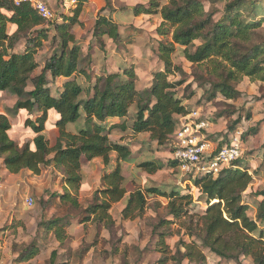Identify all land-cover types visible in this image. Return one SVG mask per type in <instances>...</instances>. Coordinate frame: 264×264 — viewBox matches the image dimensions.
<instances>
[{"label": "trees", "instance_id": "obj_1", "mask_svg": "<svg viewBox=\"0 0 264 264\" xmlns=\"http://www.w3.org/2000/svg\"><path fill=\"white\" fill-rule=\"evenodd\" d=\"M223 1V13L218 20L213 18L216 10L205 11L202 0H149L146 5L131 7L133 16L158 14L162 22L156 28L157 34L163 38L170 36L169 41L160 40L154 50L161 65L152 73L149 87L138 89L132 64L117 62V70L109 72L104 65L99 66L93 56L94 44L105 52L107 40L115 46L121 43L119 25L111 22L109 16L96 15L91 33L94 41L87 44L84 54V42L77 39L72 30L75 24L82 22L79 16L84 0H76L73 16L60 17L61 22L52 21L51 27L28 4L16 6L12 0H0V93L5 91L16 98L7 112H26L19 130H29L32 135L18 152L21 145L12 140V126L6 113L0 112V155L10 153L2 161L4 168L9 173L27 169L39 174L41 168L33 163L35 154L29 155L31 148L53 146L57 149L54 166L74 164L78 170V174L62 178L63 183L79 188L81 164L98 159L104 167L100 182L112 186L97 189L100 198L93 194L83 212L85 219L102 223L111 230L114 225L109 214L111 204L121 201L126 190L120 187L124 181L121 165L133 162L131 139L148 133L146 145L171 144L179 117L190 112L186 98L177 92L180 84L168 79L173 70H178L171 59L174 52L178 51L191 64L205 67V76L199 83L209 85L204 91L208 100L217 94L226 100H237L242 94L236 87L244 77L264 83V35L259 30L262 19L247 21L245 18L259 3ZM104 2L103 10L112 12L111 1ZM25 29L27 34L20 36ZM51 29L55 32L51 40L58 43V48L41 65L36 55ZM21 40L24 41L22 50L12 51ZM195 40L201 43L194 46L193 52L191 45ZM52 84L56 95L50 88ZM138 98L145 102L136 103L137 111L133 116L129 109ZM153 98L156 103L149 108ZM145 110L149 113L148 120L144 119ZM57 114L60 119L56 118ZM239 122L238 118L234 123ZM49 127L55 130L53 139L44 133ZM257 131V126L249 128L243 139L256 135ZM113 136L118 138L112 139ZM77 140L78 146L73 147ZM62 141H67L68 146L61 147ZM112 152L116 156H112ZM148 158L136 164L137 170L152 175L163 167L156 158ZM113 162L111 172L107 171ZM169 163L171 167H178L176 160ZM211 176L191 177L195 200L189 188L182 191L178 185L146 186L143 193L130 191L129 200L121 211L123 218L141 217L153 197L168 201L164 206L165 218H160L152 230L159 237L157 249L161 256L157 264H182L184 260L190 264H207L203 248L233 264H243L244 258L249 259V264H264V189L252 185L254 179L264 178L261 165L254 167L251 158L242 156L222 169L215 179ZM70 198L71 193L66 190L60 195L61 200ZM134 201L140 207L135 214ZM194 201L204 202L200 214L189 208ZM70 203L79 206L76 198ZM153 205L161 207L158 201ZM251 209H255L253 217L248 215ZM177 222L190 241L179 239L175 251L171 252L165 237L172 234L170 225ZM68 225L69 220L64 217L46 221L42 226L53 231L62 244L67 239ZM39 251L32 243L19 253L17 260L27 262ZM54 256L52 252L51 258Z\"/></svg>", "mask_w": 264, "mask_h": 264}, {"label": "rangeland", "instance_id": "obj_2", "mask_svg": "<svg viewBox=\"0 0 264 264\" xmlns=\"http://www.w3.org/2000/svg\"><path fill=\"white\" fill-rule=\"evenodd\" d=\"M110 1L113 11L109 12L107 10L109 15L117 17L122 40L117 46L111 40H107L105 52L99 48L98 44H94L93 50L95 53L93 56L96 58L97 64L99 66L104 65L109 72L117 70V62L132 64L137 74L136 87L143 89L146 84H150L152 73L161 65L154 53L158 42L160 40L169 41L170 36L163 38L157 34L156 28L162 22L158 14L132 15V6L144 4L139 2V0L131 7L127 3L120 4L119 7H113L114 0ZM250 1H256L259 5L256 6L251 15H246L245 18L247 21L262 19L259 30L264 35V0ZM202 2L207 11L216 10L213 17L214 20H218L221 17L224 8L223 0H202ZM76 6L77 3L74 8L69 10L73 13ZM94 7H99L96 15L105 11L103 10L105 7L104 0H84L79 16L82 22L75 24L72 29L75 37L84 42V54L87 52V44L94 41L91 33L95 18L88 14ZM129 14L134 20L131 23H125L124 21L128 19ZM58 15L60 17L65 16V18L68 16L64 12H59ZM60 22L61 20L58 23ZM53 32L54 29H51L47 41L44 42L43 47L36 55L41 65L58 48V43L51 40ZM23 43L24 41L21 40L15 50L21 51ZM200 43L201 40H195L191 45V49ZM171 59L173 64L178 67V70H173L168 79L180 84L177 86L178 94L186 98L185 103L190 108V111H198L199 118L208 124L207 127L201 130L202 134L206 133L204 135L205 138L216 147L228 142L231 137L239 134L238 136H240L244 144L242 156L251 158L252 165L254 167L261 165L262 171H264V83L250 81L247 77H244L236 87L242 94L237 100H226L219 94L215 98L208 100L204 93L208 87L205 88V85L200 86L199 83L203 81L201 77L205 76V67L191 64L178 51L173 53ZM89 66L91 67V65ZM93 68L96 69V67ZM176 75H179L180 79L174 80L173 77ZM27 88H31V85L29 84ZM50 88L52 93L56 95L55 85L52 84ZM198 91L201 94L200 98L196 99ZM15 99L8 92L0 93V112H5L8 120H12V122L15 121L16 113L24 112H7L13 106ZM20 114L22 115V113ZM247 114H249L248 117ZM25 116L26 112H24L23 118L22 116L19 118V123H21L18 127H12L13 132L16 129L18 131L22 127ZM238 118L240 122L234 123ZM182 121V118L178 120L176 131L181 128ZM254 126L258 127L256 135L243 139L244 133ZM230 127H233V129H230ZM224 129L227 131H224ZM12 131L11 134L13 133ZM44 133L47 137L50 136L53 139L55 130L49 127ZM30 140L31 137L25 141H20L19 145ZM131 142L130 149L134 153V162L121 165V173L124 179L132 177L124 185L126 190L132 191L137 186L138 179L139 186L144 187L178 185L181 188H189L194 200L196 199L195 188L191 179L192 172H187L184 176H181L180 184L171 183V170H175L177 175L181 171L179 166H169V162L174 160L172 150H174L176 142L175 135H173L171 144H164L160 147H155V145L151 144L146 145V139L143 140L140 137H133ZM150 156H155L163 165L160 170L152 175L136 168L138 162L149 159L148 157ZM103 171L104 167L98 159L83 161L81 164L82 181L79 187L80 193L76 197L79 204L78 207L72 206L69 201L60 199V195L64 191L52 192L47 202H44L43 196H41L39 202H34L31 207L28 206V199L34 193L40 195L42 189L47 192L49 187H53L52 180L55 177H52V180H48L47 177L50 173L46 169H41L40 173L35 175L27 169H23L18 173H9L7 171L8 173H4L5 176L1 175L0 225L2 226H0V264H15L19 255L15 256V260L12 257L16 253L17 248L19 247L22 251L32 243L36 244L40 251L32 259L22 262V264H129L133 251L140 245L143 247L139 249L138 264H157V260L161 256L159 249H157L159 237L152 230L153 225L157 224L159 219L165 215V204L162 201L166 199L158 197L159 199L153 200L151 198L148 201L149 207L145 209L143 215L133 219L123 218L121 214L123 208L120 207L121 201L111 204L109 214L113 219L114 225L111 230H107L102 223L99 225L91 221V219H85L86 213L83 212V209L91 203L88 202L83 194L91 188V181L98 179L100 182ZM60 183L62 184L63 181L61 180ZM252 185L264 189V178L254 179ZM54 187H60V184H56ZM155 201L160 202L161 207L154 208L153 202ZM203 206L204 202L194 201L189 208L191 212L200 214ZM149 212H157V214L156 216H149ZM254 213L255 209L248 211L250 217H253ZM37 215L40 217L38 222L36 221ZM64 217L69 220V225L66 227L67 239L60 244L56 240L53 231L47 228L45 230L42 225L51 219ZM170 231L172 234L165 237V242L171 252L175 251L179 239H183L186 242L190 241V238L184 234V229L179 227L178 222L170 225ZM13 233L18 238L20 234H23L25 239L19 241L18 239H12L11 244H9ZM89 235H91V242L87 243L85 242V237ZM77 244L80 247H77ZM52 252H55V256L51 258ZM203 252L206 256L207 264H233L232 261L217 257L208 249L203 248ZM249 262L248 258L243 259V264H249ZM170 264L174 263L170 262ZM182 264L190 263L184 260Z\"/></svg>", "mask_w": 264, "mask_h": 264}, {"label": "clouds", "instance_id": "obj_3", "mask_svg": "<svg viewBox=\"0 0 264 264\" xmlns=\"http://www.w3.org/2000/svg\"><path fill=\"white\" fill-rule=\"evenodd\" d=\"M29 2L32 4V6L34 8H39L42 10V16L45 18V23L48 27H51V22L52 21H56L59 22L60 21V16L58 15L59 12H64L66 13L69 17L72 16V12L69 9H72L75 7L76 4V0H29ZM137 2V0H114L113 3V7H119L120 4L123 3H127L129 5V7H131V5L135 4ZM139 2L144 3L145 5L148 3V0H139ZM15 3L17 5H19L21 3V0H15ZM99 11V7H94L88 14L95 18L96 16V12ZM205 11H207V9H205ZM102 16H109V19L111 22H117V17L115 15H109V12L107 9H105V11L100 13ZM8 15H11V13H8ZM134 18L131 17V15L129 14V17L127 20H125V23H131L133 22ZM15 31V28L13 29ZM27 34V30H22L19 35L20 36H25ZM53 35H55V32L52 33ZM9 35H11V33H9ZM197 43H199V41H197ZM15 49H12V51H14ZM192 51H195V48L192 49ZM125 79H127V77H125ZM174 80L176 79H180L179 75H176L173 77ZM195 86V85H194ZM145 87H149L148 84L145 85ZM205 88L209 87V85H205ZM200 94L201 92L198 91V94L196 96V99L200 98ZM144 103L145 101L143 99L138 98L137 101H135L132 105V107L129 109V112L134 116L137 108H136V103ZM156 100L153 98L151 101V104L149 105V108L151 107L152 104H155ZM57 119H60L59 114H57ZM149 118V113L147 110L144 111V119L148 120ZM96 123H100L99 121H97ZM204 126V125H201ZM224 131H227L226 129H224ZM204 135H206V133L204 134H200L198 137L195 138H191V134L189 133V136L191 138L192 142H195V139H199V140H204ZM220 139H222V137H220ZM127 141H125L126 143ZM188 142H182V141H178L175 144V147L177 149L182 148V147H186ZM79 144V140H77V143L73 145V147L78 146ZM68 143L67 141H62L61 142V147H67ZM172 146V145H169ZM17 151H22V145L20 147L17 148ZM195 151V152H199V149H192L189 148L188 149V154L191 155V153ZM32 153L35 154L33 163L35 167L41 168V169H46L48 173H50V175L47 177L48 180H52V177H55L54 180H52V185L53 187H49L47 192H45L43 189L41 190V194L40 195H36L35 193L33 194V196L31 198L28 199V206L31 207L32 204L34 202H39L41 199V196H43V201L47 202L49 199V196L52 194V192H62V191H67L69 193H71V198L69 200V202H71L73 199H75L78 194L80 193L79 188L73 184L71 187L69 186V184L67 183H60L62 178L70 175V174H78V170L75 168L74 164L73 165H64L61 164L58 167L54 166L56 164V161L53 159V157L56 156L57 154V149L53 146H48L46 148H41V149H37V147L33 146L31 148V153L29 155H31ZM10 153H4V155H0V162L3 161L4 156L9 155ZM177 155H179V151L176 153ZM112 156H116L115 152H112ZM207 156L208 153L204 152L199 156H191V160L184 165V168L179 172V174L177 175L175 170H171V183L173 184H180V177L184 176L185 173L187 172H192L194 169L196 171H200V166L208 163L207 161ZM224 165H215L212 164L210 166L209 170L212 173L211 178L215 179L216 178V174L219 172V168L223 167ZM112 167H114V162L109 165V167L106 169L107 171L111 172ZM33 175H35V173H33ZM132 179V177H127L124 179V181L121 183L120 187L123 188L124 185H126L128 183V180ZM187 182V181H185ZM91 183V188L85 193L83 194L88 202L92 201V197L93 194L96 195V197H99V193L97 192V189H103L104 187H111V184H107V183H101L97 180H93L90 182ZM56 184H60V187H54V185ZM159 186V185H157ZM85 187H87V185H85ZM182 191H187V189H184L182 187L181 189ZM133 191H139L140 193L144 192V186H139V180L137 179V186L134 187ZM130 192L128 190H125L123 193V196L120 197L121 199V204L120 207L123 208L128 200H129V196H130ZM102 199V198H101ZM155 199H159L158 197H153V200ZM59 202V201H58ZM14 203V202H13ZM162 203L167 204L168 201L167 200H163ZM86 206V205H85ZM154 206V205H153ZM133 208H134V214L135 212H139L140 211V207L139 204L134 201L133 202ZM159 211V210H157ZM157 212H149L148 215L149 216H156ZM5 215H7V213H5ZM40 219L39 215H37L36 217V221L38 222ZM2 226V225H0ZM12 239H18L22 240L25 239V237H23V234H20L19 238L16 236L15 233L12 234L10 240H9V244H11ZM85 242L90 243L91 242V235L85 237ZM77 247H80L79 244H77ZM143 246L140 245L138 246L137 249H135L133 251V255L129 261V264H138V256H139V249L142 248ZM21 251V249L18 247L16 250V253L13 255L12 259L15 260V256L19 255V252ZM15 264H22V261H15Z\"/></svg>", "mask_w": 264, "mask_h": 264}, {"label": "built area", "instance_id": "obj_4", "mask_svg": "<svg viewBox=\"0 0 264 264\" xmlns=\"http://www.w3.org/2000/svg\"><path fill=\"white\" fill-rule=\"evenodd\" d=\"M12 1L16 6H18L15 3V0ZM22 3L28 4L35 12H37L42 18H44L42 16V10L39 8H34L29 2V0H21L20 4ZM180 118H182L183 121L181 123V128H179L178 131L174 132L176 141L175 144L178 141L188 142L186 147L177 149L174 146V150L172 153L173 158L178 162V166L180 167V169L182 170L184 168V165L191 160V156H199L204 152L208 153V163L200 166V171H196L194 169L191 174L192 177L208 174L212 175L211 171L206 170L209 169L212 164H215L217 166L224 165L223 167L219 168L220 172L222 169L232 165L233 161L242 157L244 144L240 136H238L239 134H236L235 136L231 137L230 140L228 142H225L220 148L217 147L218 145L215 147L212 142L205 138V136L204 140L195 139V142H192L191 138L198 137L200 134H202L201 130L207 127L208 124L204 120H201L199 118L198 111L196 110L190 111L188 114L181 116ZM189 133L191 134V138L189 136ZM189 148L199 149L200 151H193L191 155H189ZM178 151L180 153L179 155L176 154Z\"/></svg>", "mask_w": 264, "mask_h": 264}, {"label": "crops", "instance_id": "obj_5", "mask_svg": "<svg viewBox=\"0 0 264 264\" xmlns=\"http://www.w3.org/2000/svg\"><path fill=\"white\" fill-rule=\"evenodd\" d=\"M21 50V49H20ZM17 51H19V50H17ZM149 85V84H148ZM145 88H147V87H145ZM30 89V88H29ZM3 93V92H2ZM16 100V99H15ZM15 102V101H14ZM14 104V103H13ZM20 113H22V115L20 114ZM22 116V118L24 117V112H18V113H16V115H15V121H13L12 122V120H9V123H10V125L13 127V128H17L18 127V125L21 123H19V118ZM15 131V130H14ZM13 132V131H12ZM31 137V134H30V132H29V130H24V131H20V130H18L17 131V129H16V131L15 132H13L12 134H11V138H12V140H14L15 141V143H17V144H19V142L20 141H25L26 139H29ZM135 137H140L141 139H143V140H145L147 137H148V133H144V134H138V135H136ZM116 138H118L117 136H113L112 137V139H116ZM17 141V142H16ZM152 145H154V143H152ZM130 147H131V145H130ZM132 151V150H131ZM133 152H132V158H133ZM154 158H156L155 156H153ZM134 159V158H133ZM134 162V161H133ZM1 163V162H0ZM5 172H7V170L4 168V166L2 165V163H1V165H0V180H1V175H4L5 176ZM8 173V172H7Z\"/></svg>", "mask_w": 264, "mask_h": 264}]
</instances>
